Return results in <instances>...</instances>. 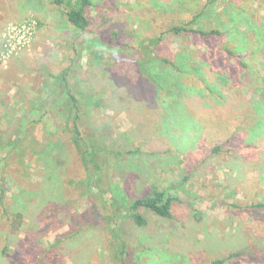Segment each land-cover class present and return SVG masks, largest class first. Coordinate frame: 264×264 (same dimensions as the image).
<instances>
[{
	"label": "rangeland",
	"instance_id": "1",
	"mask_svg": "<svg viewBox=\"0 0 264 264\" xmlns=\"http://www.w3.org/2000/svg\"><path fill=\"white\" fill-rule=\"evenodd\" d=\"M54 1L0 0V264H264V0H92L84 31ZM202 9L191 27L217 33L169 32ZM155 37L156 88L135 64ZM62 73L84 98L106 87L86 101L87 168ZM153 186L172 218L138 226Z\"/></svg>",
	"mask_w": 264,
	"mask_h": 264
},
{
	"label": "trees",
	"instance_id": "2",
	"mask_svg": "<svg viewBox=\"0 0 264 264\" xmlns=\"http://www.w3.org/2000/svg\"><path fill=\"white\" fill-rule=\"evenodd\" d=\"M213 1V0H212ZM54 3L58 6L63 7L64 9V16L67 20V22L74 28L79 30H86L90 25V19L88 18L86 14V9L92 5V0H55ZM209 4H206V8ZM203 10V9H202ZM204 10L202 12H198L194 17L192 16L191 20L188 23L181 24V25H173L170 27L169 32L172 33L173 36L181 35L182 33H190L194 35H200V36H208L212 33H217L216 31H210V32H204L195 28H192L191 26L195 23V21L203 14ZM117 32V31H116ZM114 32L112 36H117L118 34ZM161 37H155V38H148L146 40H142L139 44L137 53L138 57L136 59V69L138 71V76L144 80L147 81L148 86H153L156 88L158 85L157 82L151 77L150 72L147 70V64H149V61L153 59H157L155 57L156 53V47H158L159 43L161 42ZM165 64H168V66H171L174 71L177 69L175 68V63L172 61H166ZM66 75L62 73L59 78L64 82L63 86L66 87V95H67V103L65 105H60V108L62 109L60 112L62 115L66 116V118L71 119V129H70V139L72 144L76 147L77 152L81 155V158L83 160L85 168H87V164L93 162L94 158L97 157L98 153L96 154L94 148L95 146L91 147V150L89 151L87 148L88 141L86 140L84 136L85 128L87 127L89 123V117L86 118L85 114L89 112V104H86L87 99L89 98H98L102 96L103 94H106V87L102 88V90H99L100 94H95L94 92L89 93V96L84 98V96L81 97V94L78 92H72L69 88V83L65 79ZM179 77V76H178ZM177 77H175L176 79ZM159 88V87H158ZM100 95V96H99ZM67 120V121H68ZM70 126V125H69ZM98 137L102 139L101 132L98 130ZM95 137V134H93ZM103 140L101 142V145H98L96 148L97 151H99L101 154L105 153L109 156H112L116 159L119 157H123L125 155L130 154H137L138 150H128L127 152H123L119 149L115 150L113 148L112 150L109 149V147H106L107 144ZM170 150V149H169ZM167 150V151H169ZM170 153V152H168ZM106 160V159H105ZM97 161V159H96ZM97 171V176L99 177L100 181L104 180V184H109V178L110 175V166L107 161H105L104 166L97 167V164H94ZM99 169V170H98ZM93 176L90 174L88 175V179H92ZM108 187H111L108 186ZM103 188V187H102ZM110 189V188H109ZM111 190V189H110ZM113 198L116 199L121 195L123 196L122 188L119 186H115L114 191L112 192ZM4 199V190L0 193V209L4 211V206L2 200ZM175 198L169 196L167 194L166 190L159 189L155 186L151 188L149 193L146 196L136 198L135 200L131 201L129 204V211L130 216L134 220V222L138 226H144L146 224V219L140 213L139 210L149 211L153 213L154 215L165 218V219H171V206ZM117 205L122 208L124 207V204L120 201H117ZM243 254V253H242ZM241 253L237 254L236 256L242 255ZM233 255H229V258H232ZM224 260H216L213 261L211 264H222Z\"/></svg>",
	"mask_w": 264,
	"mask_h": 264
}]
</instances>
